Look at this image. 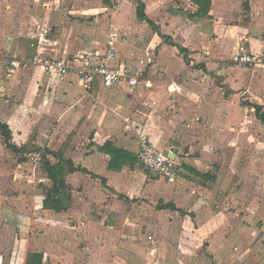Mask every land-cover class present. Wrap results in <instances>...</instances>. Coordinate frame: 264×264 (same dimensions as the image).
Returning a JSON list of instances; mask_svg holds the SVG:
<instances>
[{
	"label": "crops",
	"instance_id": "crops-1",
	"mask_svg": "<svg viewBox=\"0 0 264 264\" xmlns=\"http://www.w3.org/2000/svg\"><path fill=\"white\" fill-rule=\"evenodd\" d=\"M3 1L0 24L1 18L19 14V0ZM142 1L156 29L138 19L133 0H117L108 30V38L125 36L115 50L143 74L134 91L124 85L87 92L74 76L60 81L35 68L8 72L4 60L29 57L38 43L10 44L0 34V122L10 128L16 147L10 150L0 135V264H264V175L249 198L232 188L244 169L241 138L228 116L230 100L236 102L243 92L254 96L249 103L264 114V72L249 69L254 71L241 77L230 61L238 45L264 54V0H210L204 12L194 0ZM97 10L77 11L97 17L90 23L51 12L36 23L52 27L50 50L56 57L103 53L108 38L102 50V27H108ZM22 87L32 96L25 98ZM10 93L23 96L18 101L23 104L7 110ZM194 109L214 120L195 122ZM23 112L30 113L25 120L16 117ZM217 121L224 125L219 132ZM139 131L160 148L172 146L183 159L177 184L157 179L125 154L138 160ZM36 133L39 137L32 136ZM33 149L41 156L38 179L25 159ZM44 162L64 166L61 195L53 194L63 199L60 211L45 206L56 182ZM39 180L43 183L36 185ZM133 223L154 248H135ZM229 242L236 244L231 251Z\"/></svg>",
	"mask_w": 264,
	"mask_h": 264
},
{
	"label": "rangeland",
	"instance_id": "rangeland-1",
	"mask_svg": "<svg viewBox=\"0 0 264 264\" xmlns=\"http://www.w3.org/2000/svg\"><path fill=\"white\" fill-rule=\"evenodd\" d=\"M117 0H86L85 2H83L82 0H19L18 2H16V4L18 5L19 8V14L17 15H12L13 17H5V18H1V24H0V34H2V37L8 40V43L10 44H16V40L17 42L21 41V40H28L29 44H33V42H35V40L38 43V33L39 31H41L44 27H41V23H36L37 21H42L45 17V12L49 15L50 12L53 15V17H56V15L65 17V15H68L67 17L70 18L71 20L73 19L74 21H78L80 23H90L92 22L93 18H97V17H92V15H90L91 13H88L85 15V13H78V10H81L82 8L85 10H91V9H98L97 10V14L98 17L102 18L101 22L103 24H106V28L102 27V44H105V40L108 38V34L110 31L109 26L112 24L109 20L111 18V11L115 9V6ZM3 4H7L5 3V1L1 0V7L3 9V7H5V5ZM64 8V10L62 9ZM63 10V11H62ZM15 14V13H13ZM61 17V18H62ZM34 18V19H33ZM60 19V17H59ZM61 20V19H60ZM109 21V22H108ZM111 23V24H110ZM139 25H141L140 23H137ZM52 28V27H50ZM49 28V30H50ZM107 30V31H106ZM10 38L11 39L10 41ZM140 40V39H139ZM133 41V37L128 39V42L126 44H131ZM139 44H145V42L140 41ZM105 45L103 46L102 50L104 49ZM33 49V48H32ZM33 51V50H31ZM12 59H7L4 60L2 65L4 66V62L10 61ZM249 69H254L257 71H263L264 72V68L262 67H252V68H236L235 73L237 74H241L242 75H247L249 73H252V71L254 70H249ZM247 70V71H246ZM148 72V70H147ZM216 73V72H214ZM6 75V74H5ZM143 78V74H140L139 76V82L142 81ZM218 84L220 85L221 88V84L218 81ZM24 86V85H23ZM115 88H112V90ZM22 92L25 91V98L28 97V95L31 94V89L29 88H25L22 87L20 89ZM228 89L224 88V93L225 96L227 97L228 95ZM7 94V93H6ZM11 95H9L10 100H8V102L6 103L8 108L7 110H11L13 107V105L15 102L23 104V101L18 102L21 98H19L18 96L10 93ZM32 96V94L30 95ZM124 97V96H123ZM254 96H250L248 94H246L245 92H243L239 97L236 98V102L235 101H231V106H230V111H229V115L231 118V125L236 129V133L238 137L241 138V143H242V150L240 151V165L241 168L243 167V171H244V175H243V179L239 178L238 180H233L232 182V188H238L241 190V192L244 194H246V198L250 197V193L252 194L254 191V185H257L261 179V174L264 175V157L260 156L261 154V150H264V124L262 126V124H260L258 122V120L255 119V112L252 111L250 109L251 107V103H249L250 101L249 98H253ZM248 98V99H247ZM220 99H224L225 98H219ZM227 99V98H226ZM122 101L125 103L126 100L122 99ZM94 105H96L95 100L92 102ZM238 106H240V108H238ZM196 115H198L199 117L202 118V120L204 121V123L206 124V120L207 119H212L214 120L210 114H205L202 113L198 110H195L192 112ZM28 114H30L29 112H23V113H19L16 117H20L23 120L26 119V117L28 116ZM42 116L43 119H46L48 117V113H41L39 114ZM216 128H218V132L222 130V128L224 127L223 123L220 122H216ZM48 130H52L51 126L47 127ZM36 129V128H34ZM32 136H38V133L33 134ZM33 137V138H34ZM32 138V137H31ZM38 140V139H37ZM136 140L138 142L137 136H136ZM37 151L36 149L33 150H29L27 151V158H25L29 164V168L35 172L34 177H36L38 179V177H41L42 172H41V162L38 164L39 170L37 169V162H35L32 159V154ZM10 152V151H9ZM24 155V152H21ZM30 153H32L31 155H29ZM0 157H1V139H0ZM234 157V154L230 153L229 154V163L231 165L232 164V159ZM22 158V157H21ZM20 160V156H18V159ZM23 159H21L20 161H22ZM19 161V162H20ZM136 163L139 165V167L141 169H143L142 166H140V164L138 163V160L136 161ZM263 164V165H262ZM31 166V167H30ZM252 166H256L257 168H252ZM263 166V169L260 170L259 167ZM24 167V169H22L23 173L26 175H30L33 177V173L31 172V170ZM257 172L259 174H257ZM28 173V174H27ZM31 173V174H30ZM240 173H242V171L240 170ZM7 178V177H6ZM236 184H240L237 185ZM41 191V190H40ZM216 206H214V212L216 213L215 215L218 214V211L216 208ZM238 220V218H236ZM236 221V220H235ZM135 232H134V244H135V248L136 249H140L142 247H144V249H151L155 247V242H151V239L149 238V240L147 239L148 237H146V239H142L140 234H142V227L140 226V224L137 223H133L131 225ZM144 234V233H143ZM142 234V236H143ZM148 235H154V233H149ZM146 236V235H145ZM152 243V245H151ZM173 242H170L169 244H172ZM226 246H228L229 250H233V248L236 246V244L234 242H229L226 243ZM235 250V249H234Z\"/></svg>",
	"mask_w": 264,
	"mask_h": 264
},
{
	"label": "built area",
	"instance_id": "built-area-1",
	"mask_svg": "<svg viewBox=\"0 0 264 264\" xmlns=\"http://www.w3.org/2000/svg\"><path fill=\"white\" fill-rule=\"evenodd\" d=\"M188 12L189 9H184ZM51 31L46 28L38 33V49L29 57L15 58L4 62L8 72L28 71L40 69L49 77L57 80H65L74 76L81 86L87 91H93L97 86L105 89L117 86H126L128 90L134 91L139 85L141 71L134 69L127 62L121 60L115 50V45L125 41V36L118 34L108 38L107 49L105 52L84 53L75 56L56 57L50 50L55 43L50 39ZM231 63L237 68H264V54H256L249 51L245 46L238 45L231 58ZM172 86L169 92H174ZM195 122L201 123L200 117L194 118ZM127 121H130L127 119ZM186 128L191 129V124L186 123ZM138 153L137 159L143 169L168 184H177L184 174L183 159L177 156L172 146L160 148L154 142L149 133L138 132ZM32 159L41 162V156L37 153L32 154ZM43 183L39 180L36 185ZM238 251V248H235ZM243 257H238L242 261Z\"/></svg>",
	"mask_w": 264,
	"mask_h": 264
},
{
	"label": "trees",
	"instance_id": "trees-1",
	"mask_svg": "<svg viewBox=\"0 0 264 264\" xmlns=\"http://www.w3.org/2000/svg\"><path fill=\"white\" fill-rule=\"evenodd\" d=\"M137 5V17L141 21L147 22L150 26H152L154 29H156V26L147 18L146 12H145V4L142 0H133ZM195 2H198L201 5V12L206 11L210 6V0H194ZM205 8V9H204ZM207 8V9H206ZM180 52L183 53L184 50L182 48H179ZM251 108H254L256 111V115L264 122V114L261 112V107L252 104ZM0 135L5 139V144L10 150L16 151V147L11 143L12 141V132L8 125L3 124L0 122ZM109 145H105L103 147L104 151H108ZM114 151L118 153H124L123 151L114 149ZM131 156L132 162L136 163V156L134 154L125 153ZM116 161V157L113 156L111 164H114ZM125 161V160H124ZM43 166L45 170L49 173V176L55 180L56 182V188L53 190V193H48V196L45 201L46 207H52L56 211H60L63 208V199L56 198L53 196V194L60 196L61 195V189H62V181L59 179V176L62 174L64 170V166L62 164H59L58 166L51 167L48 162H44ZM41 260V258H40Z\"/></svg>",
	"mask_w": 264,
	"mask_h": 264
}]
</instances>
